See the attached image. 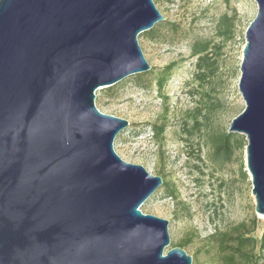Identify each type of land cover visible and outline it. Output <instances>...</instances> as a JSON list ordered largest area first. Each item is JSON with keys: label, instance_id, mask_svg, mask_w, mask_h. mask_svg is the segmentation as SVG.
Returning a JSON list of instances; mask_svg holds the SVG:
<instances>
[{"label": "water", "instance_id": "water-1", "mask_svg": "<svg viewBox=\"0 0 264 264\" xmlns=\"http://www.w3.org/2000/svg\"><path fill=\"white\" fill-rule=\"evenodd\" d=\"M238 88L246 163L264 216V0ZM155 0H0V264H193L169 221L141 206L164 184L114 144L130 120L97 89L152 68L139 36Z\"/></svg>", "mask_w": 264, "mask_h": 264}, {"label": "rangeland", "instance_id": "rangeland-1", "mask_svg": "<svg viewBox=\"0 0 264 264\" xmlns=\"http://www.w3.org/2000/svg\"><path fill=\"white\" fill-rule=\"evenodd\" d=\"M155 2L167 24L153 37L146 31L139 36L152 68L142 72V81L132 74L110 89L98 88L96 105L131 122L116 136L114 147L121 157L169 182L168 188L164 182L141 206L145 213L170 220L167 249L183 247L193 256V264H221L208 236L244 222L259 239L256 254L259 264H264V216L255 208L246 163L247 138L229 129L234 116L245 108L238 82L245 33L257 14V3ZM226 16L228 22L223 21ZM197 42L209 44L201 67L193 53ZM171 64V76L160 89L157 79ZM158 122L167 123L163 142L150 129ZM170 189L178 198L167 195Z\"/></svg>", "mask_w": 264, "mask_h": 264}, {"label": "trees", "instance_id": "trees-1", "mask_svg": "<svg viewBox=\"0 0 264 264\" xmlns=\"http://www.w3.org/2000/svg\"><path fill=\"white\" fill-rule=\"evenodd\" d=\"M225 22L229 21L226 16ZM167 23L159 22L154 29L146 31L145 34L151 35L152 37L158 32L159 27L166 26ZM173 28L176 27L175 23H171ZM209 44L207 42H197L194 48V54L198 55L199 66L201 67L202 61L207 58V49ZM209 67L211 63L208 64ZM174 64H171L162 70V73L157 79L158 87L161 89L170 78ZM145 73L137 74L138 80L142 81ZM111 87H109L110 89ZM166 122H158L150 125L152 136L159 142H163L165 139L164 132L166 130ZM142 131V130H140ZM225 147H228L225 145ZM165 187H169V182H165ZM168 196L176 199L178 198L175 189H170L167 193ZM255 223V219L253 220ZM209 244L215 250V254L218 255V259L221 264H259V257L256 254V248L259 244V239L252 234L246 223L242 222L237 227L231 230L216 231L208 236ZM188 242H182L181 245ZM262 247H264V235L262 236Z\"/></svg>", "mask_w": 264, "mask_h": 264}]
</instances>
